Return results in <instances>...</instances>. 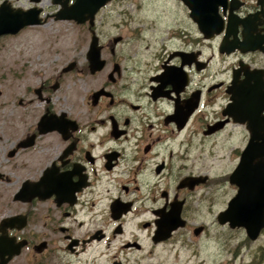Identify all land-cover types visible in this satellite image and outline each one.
Instances as JSON below:
<instances>
[{"label": "flooded vegetation", "instance_id": "flooded-vegetation-1", "mask_svg": "<svg viewBox=\"0 0 264 264\" xmlns=\"http://www.w3.org/2000/svg\"><path fill=\"white\" fill-rule=\"evenodd\" d=\"M42 1L0 0V16L42 11L0 49L57 21ZM70 22L82 32L69 58L41 57L33 35L36 57L0 76V238L24 242L5 264H163L154 249L167 243L195 257L202 206L211 225L245 231L220 218L248 124L264 129V0H108ZM209 142L234 164L197 165Z\"/></svg>", "mask_w": 264, "mask_h": 264}, {"label": "rangeland", "instance_id": "rangeland-1", "mask_svg": "<svg viewBox=\"0 0 264 264\" xmlns=\"http://www.w3.org/2000/svg\"><path fill=\"white\" fill-rule=\"evenodd\" d=\"M43 8L47 9V12H52L55 5L52 0H43ZM58 6V5H57ZM57 10V9H56ZM36 31H24L21 37L15 39H9L10 43L0 49V76L3 71V67L6 66V62L19 61L22 58L33 56L34 58L39 53V48L33 49L27 45V39L33 37V42H36V37H39L41 41L40 56L43 57V53H51L53 55H59L58 52H67V58L73 53L74 43L78 40L82 30L73 25L70 21H54L52 19L47 20L45 24H41L35 27ZM36 33V34H35ZM49 45V47H47ZM62 53V52H61ZM2 82L0 80V92L2 90ZM3 97L0 96V102ZM0 115L2 112L0 110ZM1 119V116H0ZM226 147L232 144L238 146L241 143L240 135L237 132H233L231 136H226ZM210 142L206 144L208 156L200 155L198 158L196 155V164L200 165L203 161L214 162L216 164V170H220L226 167L229 163L234 164V161L228 158L222 160H215V156L209 155ZM232 146V147H233ZM228 197V195L226 194ZM223 198V199H222ZM225 196L219 199V202L224 200ZM208 202V200H206ZM221 202V206H222ZM200 217L198 223L205 221L207 232L203 233L198 239H196V256L188 258L189 252L186 248L181 249L177 254L172 253L170 245L167 243L162 246H158L154 249L157 252L158 257L165 259L163 264H190L196 262V264H264V232L257 239H249L246 232L237 229L229 228L227 226L221 227L219 225H211L213 216L207 213L206 206H202L199 210Z\"/></svg>", "mask_w": 264, "mask_h": 264}, {"label": "water", "instance_id": "water-1", "mask_svg": "<svg viewBox=\"0 0 264 264\" xmlns=\"http://www.w3.org/2000/svg\"><path fill=\"white\" fill-rule=\"evenodd\" d=\"M106 1L108 0H73L69 4V0H52L54 4L60 6L54 17L57 20H74L76 23H83L87 19H91ZM40 11V8H34L24 15L0 16V34L15 33L26 25L38 24L40 18H37V15ZM12 22L17 24L13 25ZM238 89H240L239 86ZM253 100L257 101V97H254ZM249 107L250 111H255L253 114L257 113V105L252 101H250ZM248 129L251 133L250 142L242 153L241 161L232 175L233 181L239 186V189L220 219L221 222L229 221L231 227L245 228L248 237L255 239L264 226V168L261 167L263 161L259 157V151L264 148V145L257 143L264 129L256 121H251L248 124ZM244 177L248 180V185L245 184L247 187L243 184L245 181L243 183L241 181ZM171 229L169 228L168 231ZM165 233L162 229L158 231V234L163 237L169 232L165 230ZM23 243V241L15 242L5 237L0 238V264H5L12 256L16 255Z\"/></svg>", "mask_w": 264, "mask_h": 264}]
</instances>
